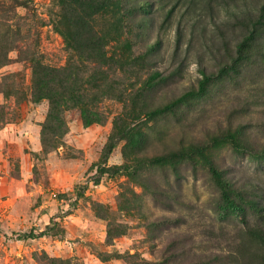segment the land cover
I'll list each match as a JSON object with an SVG mask.
<instances>
[{
    "label": "rangeland",
    "instance_id": "1",
    "mask_svg": "<svg viewBox=\"0 0 264 264\" xmlns=\"http://www.w3.org/2000/svg\"><path fill=\"white\" fill-rule=\"evenodd\" d=\"M12 3L0 0V264H264V0ZM111 141L118 172L101 176Z\"/></svg>",
    "mask_w": 264,
    "mask_h": 264
},
{
    "label": "trees",
    "instance_id": "2",
    "mask_svg": "<svg viewBox=\"0 0 264 264\" xmlns=\"http://www.w3.org/2000/svg\"><path fill=\"white\" fill-rule=\"evenodd\" d=\"M30 1L31 0H12V2H13L12 4L16 7H21V6L28 7L29 6L28 3ZM259 23L264 24V22H259ZM33 70H35L36 72L42 71L44 77H42V79H40V81H39V82L42 81L41 85H45V81H44L45 78L52 73V71L50 69H48L44 66H41L39 61H37L36 63L33 64ZM154 79L155 78H152V81ZM210 79H211V77H207V76L203 78V80L200 82L199 91L203 90L205 88V86L210 81ZM195 94H196L195 92H188L185 95H183L179 101L185 99L188 96H193ZM171 107H172V105H168L164 108L155 109V110L147 113L146 116L150 117V116H155V115L160 114V113H164V112L168 111ZM217 142H226V143H229L233 147L234 150H236V151L241 150V147L239 146L238 142L232 136L223 137L221 139H218L216 141V143ZM115 147H116L115 143L113 141H111L109 144H107V146L105 148V154H104V160H103L104 166L100 167L98 170V172L101 176H105V175H112L113 176V175L117 174V172H118L117 170H112L110 168H107V166H106L107 159L113 153V151L115 150ZM197 153L202 159H204L205 161H208V158L205 154L204 149H199ZM210 170H211L212 177H213L215 184L223 192L224 200L227 203L233 204L230 197H229V190H228L229 184L224 180L223 175L214 166H211ZM45 235L46 234L43 232H41L40 234H36V235L31 233L27 237H29L31 239H36V238H41ZM54 262L56 264H78V263H74L70 260H60V259L54 260ZM126 264H156V263L151 262L149 260H146L145 258H143L139 255H132V256H130V259L126 261Z\"/></svg>",
    "mask_w": 264,
    "mask_h": 264
}]
</instances>
